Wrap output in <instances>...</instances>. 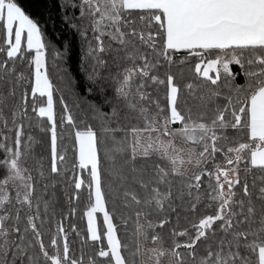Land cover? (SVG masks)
<instances>
[{"label": "snow or ice", "instance_id": "1", "mask_svg": "<svg viewBox=\"0 0 264 264\" xmlns=\"http://www.w3.org/2000/svg\"><path fill=\"white\" fill-rule=\"evenodd\" d=\"M87 6L88 15L93 17L92 30L97 33L95 51L103 53L105 47L103 38L108 36L117 41L125 52V59L131 61L132 67L125 70L123 81L117 88V94L127 101L131 110L138 108V103L129 99L130 89L136 84V93L139 101L155 104L157 112L153 115L149 107L139 106L140 116L144 120V127H132L127 130L125 139L116 141L114 148H105V159L112 162L110 175L118 178L121 184L128 177L116 167L114 153L124 154L130 150V159L150 157L157 155L161 160H166L170 168L156 166L154 175L144 179L143 173L132 177L144 190L145 197L141 200L134 190L125 189L123 192L126 207L142 206L140 211H135L136 235L143 240L149 239L147 229L164 227L167 219H162L154 224L147 218L149 212L144 209L155 204L157 211H162L164 203L173 196V180L171 176L180 177V186L176 198L183 201L185 195L190 198V210L195 212L202 202L200 189L203 178L208 177V199L215 206V214L199 219L193 225L195 235L189 241L180 244L174 243L172 255L176 264H188L184 255L178 251L180 248L188 250L187 256L191 264H264V204L258 209L253 201V192L245 180L242 184V198L236 199L237 186L241 185L238 167L242 160L248 163L243 171L248 174L253 168L264 172V0H82L81 16L85 14ZM133 10H139L141 21H147V34L131 27L135 20L131 19ZM122 26L131 30L125 32ZM105 29H108L105 31ZM0 30L3 33V46L0 52L5 51L7 59L0 63V70L11 79L15 73V60L22 59L25 53L33 50L35 56L31 64L34 65L33 80L30 85L33 99L37 96L46 97V106L38 109L33 105V110L39 117H47L51 124V173L61 174V165L66 161V153L60 150L56 121L54 117L53 85L45 71V43L43 33L38 22L32 19L17 0H0ZM140 44L152 49L155 62L148 52H141L137 47ZM159 49V50H158ZM188 53V58L198 57L194 72L216 85L219 80L220 69L230 78V94L223 97L224 103H218L221 92L209 89L206 93L195 96L192 83L185 88L199 101L194 108L198 119L193 118V107L185 105L179 109L180 86L177 77L169 71L166 79L158 75H150L160 65V57L169 64L175 63L170 52ZM245 53H249L245 58ZM215 54L214 58H208ZM8 61H12L9 69ZM103 64V60L98 59ZM184 63V61H181ZM239 64L245 68L246 84L244 86L232 85L234 74L229 65ZM217 73L214 78L209 73ZM2 78V77H0ZM146 78L153 84L166 86L167 109L160 106L159 100L153 101L150 94L144 91ZM182 78V73H181ZM21 73L15 76L16 83L23 81ZM234 93L235 95L231 94ZM9 96L15 95V87L9 91ZM7 99L0 94V103ZM63 104L64 101L61 100ZM213 104L214 107H210ZM27 107V93L23 94L12 113V123L15 126L14 146L7 143L11 138L4 136L0 141V151L4 153L0 159V170L4 175L0 177V264H16L17 260L27 258L28 264H84L83 253L79 257L70 255L71 249L68 234L62 223L57 222L55 232L51 233L50 244H45V233L41 230L47 220L49 201L44 200V217H41L39 204L42 197H36L35 213L33 197L35 194V181L31 170L25 167V158L31 151L33 137L27 141L23 137V125L17 124V115L23 117ZM68 113L67 105L64 104ZM212 113L211 117L208 114ZM118 117L113 109L112 116L106 117L109 121ZM0 112V120H3ZM69 125L75 128V152L77 163L73 169L90 170L89 206L85 211L88 221V237L92 242L101 241V234L96 221V213L103 214V224L106 231L103 237L107 241L106 247H100L96 253L98 257L105 258L107 264H134L130 262L123 252L127 245L122 244L117 234V225L113 222L114 213L107 209V201L103 191L101 176L100 145L104 143L91 126L76 128L74 119L69 113L66 117ZM174 123L182 124L181 128L173 129ZM7 127V121H4ZM233 129L241 133V137H230L223 130ZM11 131V129L9 130ZM102 131L108 135L117 131H124L119 126L113 129L108 126ZM156 133V136H153ZM0 135H3L0 133ZM161 135L169 136L167 142L162 141ZM130 137V139H128ZM181 138L189 143L187 159L184 149H177L175 138ZM217 153H223L225 164L216 163ZM43 158H41L42 160ZM213 165V169L208 167ZM192 166L191 174L183 165ZM43 163H40L39 174L44 175ZM215 181L213 183L212 181ZM261 186L257 198L264 201V175L258 177ZM85 181L80 176L75 178V188L81 189ZM161 186L166 187V191ZM55 187V185H53ZM256 187L253 180L252 188ZM196 190L193 196L192 190ZM47 190V185H45ZM55 193L53 192V196ZM130 198V201H129ZM27 208L28 214L23 217L26 226L21 231V213ZM238 209V210H237ZM171 211H175L172 207ZM75 214V209L71 210ZM146 221L141 224L140 220ZM39 220V225L37 221ZM127 223V220H124ZM219 223V231L225 235L213 250L212 244L206 245V255L197 256L196 247L201 240H208L209 233L214 238L215 225ZM247 226V227H245ZM31 234L32 239L28 236ZM174 236H187L188 231L174 232ZM230 236V239L227 237ZM153 242L160 239L156 234L151 235ZM61 240L63 241L61 246ZM39 246V253L32 255L31 251ZM141 242L138 241L136 255L140 252ZM243 249V253L241 252ZM157 255L156 264H160L159 257L166 253L160 249H151ZM11 257V259H9ZM87 264H97L94 257L89 256Z\"/></svg>", "mask_w": 264, "mask_h": 264}, {"label": "trees", "instance_id": "2", "mask_svg": "<svg viewBox=\"0 0 264 264\" xmlns=\"http://www.w3.org/2000/svg\"><path fill=\"white\" fill-rule=\"evenodd\" d=\"M26 13L34 20H36L42 30L43 40L45 43V71L53 85V101H54V117L56 121V131L58 135V143L60 150L66 153V161L60 166L61 174L51 173V128L50 122L47 117H39L38 112L33 110L35 108L45 105L46 97H40L38 94L33 99L31 95L30 85L33 80V67L30 62L33 59L34 50L31 53L26 52L22 59L15 60V73L11 79L7 74L0 70V94L7 99L3 103H0V112L3 114V120H0V141L4 136H8L11 139L7 141L14 146L15 140V126L12 123V113L19 103L23 94L27 93V107L24 109L25 115L23 117L17 115V124L23 125V137L24 141L28 140V137H33L31 151L25 158V167L31 170V174L35 181V194L33 197V209L35 213L36 197H42L39 204V211L41 217H44V204L43 201H49V209L47 212V220L41 229L44 235L45 244H50L51 233L55 232L57 222L62 223L65 231L68 234V242L70 245V255L79 257L83 253L84 264H87L89 256L95 258L97 264H107L105 258L98 257L96 253L100 247H106L107 241L103 237L105 226L102 220V213H96V221L99 232L101 234V241L92 242L87 239V223L85 221V211L89 206V187L88 182L90 180V170H81L78 167L73 169V165L77 163L75 152V128L67 123V114H71L76 128H83L85 126H91L97 132L98 136L104 143L100 145L101 156V176L103 183V191L105 193V199L107 201V209L110 213H114L113 222L117 225L118 238L122 244L127 245V249L123 252L125 257L134 264H140L139 253L133 255L136 252L138 243V236L136 235V216L135 211H140L142 206H136L134 203L131 207H126L124 203L123 192L125 189L130 191L134 190L138 197L143 200L145 197L144 190L138 183H135L132 179L137 173H143L144 179H148L154 175V170L157 165L165 168H170V164L166 160H161L157 155L150 157H138L134 161L130 159V150L124 154L114 153L116 159L115 164L124 175L128 177L127 181L121 184L118 178H114L110 175L112 168V162L105 159V148H114L112 136L116 141L125 139L127 130L132 127L143 128L144 120L140 116L139 106L149 107L151 114L157 112L155 104H148L146 101H139V97L136 93V84L132 85L129 95V99L133 103H138L136 110H131L127 107V101L117 94V88L120 87L121 82L125 74V70L132 67L131 61L125 59V52L121 49V45L117 41L111 40L108 36L103 38L105 52L100 53L95 51L97 47V41L92 30L93 17L88 15L87 6L85 5V14L81 16V4L82 0H17ZM139 10H133L131 19L135 20V23L131 26L138 31H144L145 34L149 30L155 31V28L148 29L146 27L147 21H141L139 16L142 15ZM108 29H105L107 31ZM122 30L125 32L130 31V28L122 26ZM0 46H3V33L0 30ZM4 52H0V63H3L6 57V46ZM137 47L141 52H148L150 58L155 62V54L152 49L146 45L139 43L137 39ZM159 50V49H158ZM174 64L169 65L161 56L160 65L157 69H154L150 75H158L161 79H166V73L171 71L177 77V83L180 86L181 92L179 97V109L183 110L185 105L193 107V118L198 119V114L194 108V105L199 103L192 94L188 92L185 85L192 83L195 89V96L198 97L201 93L208 92L209 89L217 90L221 92V97L218 99V103L223 104V97L230 94L229 80L223 69H220L219 80L216 85H212L210 81H206L203 77H199L195 74L194 68L198 57L188 58V53L181 50L180 52H170ZM249 53H245V58ZM215 54L208 58H214ZM99 60H103L104 63H98ZM184 61V63H181ZM12 61H8L9 69L12 68ZM245 67H241L239 64H230L229 68L234 79L231 80L232 85L244 86L246 84V78L244 75ZM23 74L25 79L18 84L16 83L15 76ZM182 73V78H181ZM210 75L214 78L217 73L210 72ZM146 88L144 91L150 94L153 101L159 100L160 106L167 109L166 100V86L153 84L150 79L146 78ZM15 87V95L9 96V91ZM235 95L234 93H231ZM61 100L64 103H61ZM64 104L67 105L68 113L65 112ZM210 107H214L210 104ZM113 109L118 113V117H112L109 121L106 117H111ZM212 113L209 112L208 116L211 117ZM7 121V127L4 126V121ZM108 126L110 128H117L119 126L124 131H117L106 135L102 129ZM173 129L181 128L182 124L174 123L171 125ZM11 129V131H9ZM225 134L230 137H241V133L233 129L223 130ZM169 137V136H168ZM171 138V137H169ZM130 139V137H128ZM172 139V138H171ZM176 141L181 142L185 146H189L188 142H185L181 138H175ZM4 153L0 151V159H3ZM41 158H43L41 160ZM216 163L222 165L225 163L223 153H217ZM40 163H43L44 175L39 174ZM248 162L242 160L239 164L241 179V185L237 186L236 199L242 198V184L246 180L249 184L250 190L253 192V201L256 207L259 209L264 201L257 198L258 189L261 186V182L258 179L261 175H264L258 168H253L248 174L243 171ZM210 169H213V165H208ZM135 168L137 173H134L132 169ZM214 170V169H213ZM4 171L0 170V177L4 175ZM80 176L84 179L85 183L81 189L75 188V178ZM173 180V196L171 200L164 203L163 210L157 211L155 204L151 208L144 209L149 212L148 220L154 224L162 219H167L168 223L164 227H156L154 229H147L149 239L146 243L153 242L151 235L156 234L160 237L159 242L167 245L172 249L174 243L184 244L189 241L190 237L195 235L193 225L197 224L199 219L215 214V206H209L212 202L208 199V189L206 184H202L200 193L202 196V202L198 205L195 212L190 210V198L185 195L184 200L181 201L176 198L178 189L180 186V177L171 176ZM253 180L256 181V187L252 188ZM214 182V179L213 181ZM47 185V190H45ZM55 185V187H53ZM162 190L166 191L165 186H161ZM53 192L55 195L53 196ZM193 196L196 195V190L193 189ZM130 201V198H129ZM174 207L175 211H171ZM75 209V214H71V210ZM238 210V209H237ZM28 214L27 208L21 213L20 228L23 231L26 226L23 217ZM127 220V223L124 220ZM146 225V221L140 220ZM39 220L37 224L39 225ZM247 227V226H245ZM216 235L213 238L209 233L208 240H201L196 247L197 256L206 255V245L212 244L213 250H215L218 241L224 237V233L219 231V223L215 225ZM187 230V236H174L173 233H179L180 231ZM32 239L31 234L28 236ZM230 239V236L227 237ZM63 241L61 240V246ZM180 251L187 259L188 264H191V259L188 258V250L180 248ZM243 249L241 252L243 253ZM39 253V246L37 245L30 254L35 255ZM173 256V255H172ZM11 259V257H9ZM174 264H176L175 257L173 256ZM16 264H28L27 258L23 261L17 260Z\"/></svg>", "mask_w": 264, "mask_h": 264}, {"label": "rangeland", "instance_id": "3", "mask_svg": "<svg viewBox=\"0 0 264 264\" xmlns=\"http://www.w3.org/2000/svg\"><path fill=\"white\" fill-rule=\"evenodd\" d=\"M33 70H34V67H33ZM212 72H214V71H212ZM46 102H47V98H46ZM46 102H45V105H43V106H46ZM153 136H156V133H153ZM159 138L165 142H167L169 139H171L168 136H164V135H161ZM174 143H175V146L177 149H184L183 154L185 155V159H187V152H188L189 146L188 145L185 146L184 144H182L181 142L176 141V140H174ZM224 164L225 163H222L221 166H223ZM183 168L188 169L189 174H191V170H192L191 165L185 164V165H183ZM208 182H209L208 177L205 176L203 178V184L207 185ZM213 183H215V181ZM102 216H103V214H102ZM102 220H103V217H102ZM85 221L87 223V228H88V221H87L86 216H85ZM140 223L143 224L141 221H140ZM104 231H106V228ZM87 234H88V232H87ZM138 241L141 242V249H140V252L138 255V257L140 258V264H156L157 255L155 252L150 251L151 249H160L166 253L164 256L159 257L160 264H174L172 251H171L172 249H170L167 245L165 246L164 244L160 243L159 240H157L155 242H151V243H146L143 241L142 237H138Z\"/></svg>", "mask_w": 264, "mask_h": 264}, {"label": "crops", "instance_id": "4", "mask_svg": "<svg viewBox=\"0 0 264 264\" xmlns=\"http://www.w3.org/2000/svg\"><path fill=\"white\" fill-rule=\"evenodd\" d=\"M35 56V52H34V54H33V57ZM210 74V73H209ZM87 218V217H86Z\"/></svg>", "mask_w": 264, "mask_h": 264}]
</instances>
